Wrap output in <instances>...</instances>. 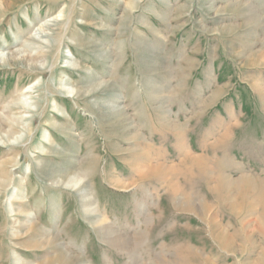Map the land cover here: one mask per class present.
Segmentation results:
<instances>
[{"label":"rangeland","instance_id":"374dc122","mask_svg":"<svg viewBox=\"0 0 264 264\" xmlns=\"http://www.w3.org/2000/svg\"><path fill=\"white\" fill-rule=\"evenodd\" d=\"M9 51L0 264H264V0H16Z\"/></svg>","mask_w":264,"mask_h":264},{"label":"bare ground","instance_id":"6f19581e","mask_svg":"<svg viewBox=\"0 0 264 264\" xmlns=\"http://www.w3.org/2000/svg\"><path fill=\"white\" fill-rule=\"evenodd\" d=\"M16 0H0V11H4L5 9H7L10 5H12L14 2H15ZM42 31V30H41ZM38 41H37V39H35V37H31L30 38V40H29V44L30 45H36V43H37ZM28 44V45H29ZM29 45V46H30ZM10 52V51H9ZM16 52V53H15ZM14 53H15V55H17V56H21L20 58H26V59H29V57H30V55H26V54H24V55H26V57L23 55V52L24 51H15ZM14 53H0V58H1V60H3V61H10V60H12V61H16V58L13 56L14 55ZM37 59H39V56H37ZM25 61V60H24ZM31 61H32V59H31ZM33 62V61H32ZM3 63V62H2ZM29 63V62H28ZM5 64V63H4ZM104 83V82H103ZM104 84H102V83H100V84H98L93 90H89V91H87V92H83L85 95H88V94H90L91 92H94V91H96L97 89H99V88H101L102 86H103ZM105 87V86H104ZM66 91V93H68V94H73V90L72 89H66L65 90ZM80 91V90H79ZM78 92V91H77ZM74 95V94H73ZM75 95H76V93H75ZM78 95V94H77ZM83 95V94H82ZM16 102V101H15ZM22 103L21 104H19V105H16L15 104V106H17V107H11L10 109H9V111H14V110H16V109H25V105H27V103L26 102H24V101H21ZM19 106V107H18ZM4 121V120H3ZM6 125L8 124L9 125V123L10 124H12V123H15V124H17L16 123V120L15 119H11V118H9L8 119V122L7 121H5L4 122ZM4 123H2V124H0V129H3V126H5L4 125ZM12 126V125H11ZM13 128V127H12ZM47 136V135H46ZM7 137L9 138V137H12L11 136V134H10V132H8L7 133ZM45 139V138H44ZM49 140V139H48ZM46 141V140H45ZM190 155V154H189ZM190 158V157H189ZM159 170H161V169H159ZM158 170V172H159V174H162L160 171ZM63 171V169L61 170V172ZM65 171V170H64ZM79 172V171H78ZM151 173L150 174H155L156 172H157V169H152V171H150ZM50 173H51V175H52V179L54 180V184H57V185H60V186H64V187H66V188H69V189H76V191L78 192V193H84V187H83V184H82V186H81V179L80 178H78V173H77V175L75 174V173H73V172H69V173H65V172H63L62 174L61 173H56L55 171H50ZM155 176V175H154ZM160 178H162L161 176H160ZM87 195L86 194H83L80 198H81V206H82V208H83V211L85 212V213H90V211L92 210L91 208H92V203L89 201V199L86 197ZM11 199V198H10ZM193 206V205H192ZM200 208V207H199ZM203 209H205V207L203 206ZM199 211V210H198ZM11 212H15L16 214H18V215H23V216H28V211L26 210V208L24 207V205L23 204H19V207L16 209V211L15 210H12ZM200 214V213H199ZM94 219V218H93ZM93 224H95V225H103V220L102 219H96V221L93 223ZM105 224V223H104ZM35 228V227H34ZM103 229H105V228H103ZM36 230V229H35ZM34 231V230H33ZM29 232V231H28ZM113 233L111 232V235H112ZM215 237H216V239H218L219 240V238L221 237V234H217L216 232H215ZM227 241V240H226ZM221 242V241H220ZM223 243H225V242H223ZM44 245H45V243H44ZM64 252V251H63ZM61 253V252H60ZM55 260V259H54ZM57 260H59V262H61V264H81V260L79 259V258H76V257H72V256H70V255H67V254H65V253H61L59 256H58V258H57ZM55 263V262H54Z\"/></svg>","mask_w":264,"mask_h":264}]
</instances>
